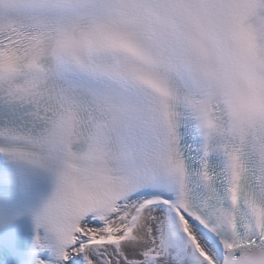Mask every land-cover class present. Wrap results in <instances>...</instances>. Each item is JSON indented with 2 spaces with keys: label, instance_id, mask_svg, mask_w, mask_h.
<instances>
[{
  "label": "snow or ice",
  "instance_id": "6c2138e0",
  "mask_svg": "<svg viewBox=\"0 0 264 264\" xmlns=\"http://www.w3.org/2000/svg\"><path fill=\"white\" fill-rule=\"evenodd\" d=\"M0 264H264V0H0Z\"/></svg>",
  "mask_w": 264,
  "mask_h": 264
}]
</instances>
